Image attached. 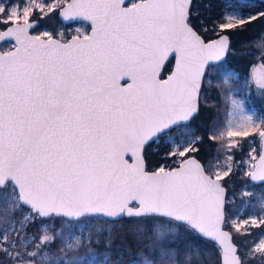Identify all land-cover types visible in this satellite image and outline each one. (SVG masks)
I'll list each match as a JSON object with an SVG mask.
<instances>
[{
	"label": "snow or ice",
	"instance_id": "snow-or-ice-1",
	"mask_svg": "<svg viewBox=\"0 0 264 264\" xmlns=\"http://www.w3.org/2000/svg\"><path fill=\"white\" fill-rule=\"evenodd\" d=\"M191 7L192 0H0V264H121L112 250L120 233L147 249L130 264H209L210 249L197 240L218 249V264H264V201L259 222L226 207L234 169L264 186V117L231 100V126L209 134L223 163L220 155L206 164L191 155L200 137L169 135H189L207 71L225 86L236 79L223 61L229 36L205 42ZM57 14L90 22L91 32L31 34ZM257 19L264 11L233 12L217 27ZM258 46L264 52V38ZM173 56L174 71L161 79ZM125 77L131 83L121 85ZM255 81L264 94V65ZM161 137L176 166L148 171L145 146Z\"/></svg>",
	"mask_w": 264,
	"mask_h": 264
},
{
	"label": "trees",
	"instance_id": "trees-1",
	"mask_svg": "<svg viewBox=\"0 0 264 264\" xmlns=\"http://www.w3.org/2000/svg\"><path fill=\"white\" fill-rule=\"evenodd\" d=\"M254 6H245V10H249L253 15L264 11V1L255 0ZM225 0H193L191 7L190 23L200 32L205 39H212L218 34L228 33L230 37V49L225 59L228 66L233 67L238 72L237 80H243L249 74L252 66L259 60L264 59V52L259 48L261 38H264V19L253 20L243 26L234 29L221 30L217 27L221 22H225V14L227 10ZM39 27L47 26L54 28L60 21L58 14L50 17L39 19ZM35 31V30H33ZM170 63L165 67L164 73L170 70ZM236 81L231 84L223 85L222 75L215 69L207 71L204 79L203 87L200 94V110L199 114L191 121L189 126L194 128V134L200 136L197 142V151L192 152L203 163L212 160L215 161L218 153L219 141L210 140V131L215 130L219 133L226 128L228 119V111L230 108L229 93L230 89L236 85ZM253 95V100L257 106L264 107V101L261 97ZM254 102V103H255ZM226 138V137H225ZM170 142H151L144 151L148 169H158L162 163L171 159L168 156L171 148ZM243 156L238 155L237 160L243 159ZM235 175L228 179L226 187L230 194L238 192L243 188L246 180L243 178V173L235 171ZM228 192V193H229ZM227 212L231 211L230 204H227ZM264 227V226H262ZM251 232L258 234L260 229L252 227ZM181 239H192L187 237L183 232L180 233ZM202 247L210 249L209 264H218L217 256L218 249L208 241H199ZM105 241H101V250ZM113 259L117 260L122 256L121 264H130V262L140 259L146 253L147 249L133 235L120 233L112 244Z\"/></svg>",
	"mask_w": 264,
	"mask_h": 264
},
{
	"label": "rangeland",
	"instance_id": "rangeland-1",
	"mask_svg": "<svg viewBox=\"0 0 264 264\" xmlns=\"http://www.w3.org/2000/svg\"><path fill=\"white\" fill-rule=\"evenodd\" d=\"M227 3V10L226 14H231L233 12L243 14L246 18L249 14H252L249 10H245L244 5L253 6L255 3H257L255 0H225ZM231 5H236V7H231ZM225 14V15H226ZM253 15V14H252ZM228 22V21H225ZM79 28L81 31L89 32L90 25L86 22H73L65 24L61 20L54 26V28H50L47 26H40L39 22L37 24V27L34 29L35 33H38L42 35L44 32H48L53 35V37H58L59 34L63 33L66 38H70L72 35H75V30ZM5 47L3 44L1 45V48ZM264 65V59H259L251 68L249 74L245 77L243 80H237L238 78V72L233 67H230L227 65V63L224 64V66L228 69H230L232 72L235 73L236 79L231 80L229 84H231L232 81H236V85L230 89L229 93V101H230V108L228 111V119L226 122V128L225 132L228 127H230V122L233 120V117L230 115L232 113L233 108L231 104L232 99L241 100L244 102V108L246 112L249 114H252L254 116V119L257 117H264V107L257 106L256 102L253 100V95H255L256 98L261 97L262 101H264V94L261 93L260 89L258 88L255 77H256V69L258 67H262ZM206 77V76H205ZM255 102V103H254ZM181 130L174 131L170 133L169 135L173 138H178L182 141L189 140V139H195V137H200L199 135L194 134V128L189 126L188 132L189 135L186 137H178V132ZM258 139V138H257ZM159 142H169L168 137H161L160 140L156 141V143ZM197 149V142L193 145ZM171 150L173 149V146L171 144L170 146ZM257 148L259 150V147L257 145ZM192 155V154H191ZM247 155L244 156L243 159H246ZM221 163H223V158L220 159ZM161 166H165L166 168L175 167L176 165L173 163V158L169 159L168 161H165L161 164ZM160 166V167H161ZM247 167V166H246ZM236 169H234V172ZM228 192L229 189L227 188ZM248 192V195L243 196L241 195L244 191ZM228 203L230 204L231 211L228 212L230 216L235 217H241V218H249L250 215H256L260 211L261 202L264 201V186H261L260 184H256L255 186L252 183H249L248 181L244 183L243 188L238 192H233L230 194L228 193L227 197ZM260 215H256L257 222L260 220ZM249 228V230H252V226L249 224L245 226ZM135 260V261H139Z\"/></svg>",
	"mask_w": 264,
	"mask_h": 264
},
{
	"label": "water",
	"instance_id": "water-1",
	"mask_svg": "<svg viewBox=\"0 0 264 264\" xmlns=\"http://www.w3.org/2000/svg\"><path fill=\"white\" fill-rule=\"evenodd\" d=\"M260 1H264V0H260ZM126 2H127V0H126ZM192 2H193V0H192ZM58 16H59V15H58ZM59 19H60L63 23H65V24L73 23V22H82V21H83V20H80V21H65V20H63L60 16H59ZM38 22H39V21H37V24H38ZM84 22H86L87 24L90 25V22H88V21H84ZM191 25H192V24H191ZM193 28H194V27H193ZM194 30H196V29L194 28ZM30 31H31V34H32V35H40V34H38V33L33 32V30H30ZM196 31H197V30H196ZM90 32H91V27H90L89 33H90ZM197 33H198L199 35H201V38L204 39L205 42L215 41V40H217V39L219 38V36H217V37L212 38V39H205V37H204L200 32L197 31ZM222 34H224V35H228V33H222ZM228 36H229V35H228ZM42 38H46V37H43V36H42ZM53 38H58V37H53ZM70 38H71V37H70ZM229 43H230V37H229ZM1 45H2V44H0V48H1ZM229 49H230V47H229ZM229 49H228L227 52L225 53V56L223 57V61H225V59H226V57H227V55H228ZM172 58H173V65H172L171 70H170V71H167V72L164 73V70H165L166 65L168 64V62H169ZM169 61H166V62L164 63V65L162 66V68L160 69V78H161V79H166V78L172 73V71H174V67H175V59H174V56H173V57H170V58H169ZM213 63H220V62H213ZM260 69H261V68L258 67V68L256 69V73H257V71L260 70ZM206 73H207V72H206ZM205 76H206V74H205ZM204 79H205V77L202 79L201 89H202V87H203ZM125 80H127L128 83H131V81H130L127 77H125L124 80H121V82H120L121 85H124V84H125ZM200 94H201V91H200ZM199 103H200V98H199ZM149 143H151V142H149ZM147 145H148V144H147ZM147 145H146V146H147ZM146 146H145V148H146ZM144 156H145V155H144ZM192 156H194L197 160H199L201 163H203V162H202L200 159H198L194 154H192ZM145 167H146V169H147L148 171H155V170H157V169H148V168H147L146 158H145ZM226 188H227V187H226ZM227 197H228V190H227V196H226V199H227Z\"/></svg>",
	"mask_w": 264,
	"mask_h": 264
},
{
	"label": "flooded vegetation",
	"instance_id": "flooded-vegetation-1",
	"mask_svg": "<svg viewBox=\"0 0 264 264\" xmlns=\"http://www.w3.org/2000/svg\"><path fill=\"white\" fill-rule=\"evenodd\" d=\"M169 63H170L169 67L171 69L172 68V65H173V58L169 61Z\"/></svg>",
	"mask_w": 264,
	"mask_h": 264
}]
</instances>
